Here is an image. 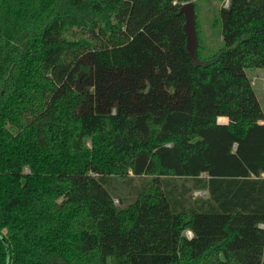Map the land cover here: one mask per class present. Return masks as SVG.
<instances>
[{"label":"trees","instance_id":"obj_1","mask_svg":"<svg viewBox=\"0 0 264 264\" xmlns=\"http://www.w3.org/2000/svg\"><path fill=\"white\" fill-rule=\"evenodd\" d=\"M191 1L0 0V264H264V0Z\"/></svg>","mask_w":264,"mask_h":264},{"label":"rangeland","instance_id":"obj_2","mask_svg":"<svg viewBox=\"0 0 264 264\" xmlns=\"http://www.w3.org/2000/svg\"><path fill=\"white\" fill-rule=\"evenodd\" d=\"M197 4L196 30H198L199 36L202 40V54L207 55L224 46V41L221 35L223 27L221 10L222 8L228 7V2L227 0H201L198 1ZM246 75L251 79L258 102L262 108V111L264 112V67L246 69ZM81 86L82 81L80 82V87ZM126 180L124 178H118L115 185L123 189L130 184ZM139 185L140 181L138 179H134V182L129 186L132 188L124 190L128 196L127 202H130L135 198L136 195L133 187L136 188ZM106 187L109 190L112 188L109 185H106ZM192 196L194 198L205 197L207 196V193L205 191L197 190L192 193ZM115 204L117 206H121V203L117 199L115 200ZM185 235L190 237V233L188 231L185 232Z\"/></svg>","mask_w":264,"mask_h":264},{"label":"water","instance_id":"obj_3","mask_svg":"<svg viewBox=\"0 0 264 264\" xmlns=\"http://www.w3.org/2000/svg\"><path fill=\"white\" fill-rule=\"evenodd\" d=\"M180 13L185 17L184 32L186 35V48L193 60L197 61V50H198V35L196 30V11L195 3L193 1L183 4L180 8ZM202 65V62L199 61ZM82 74L78 76L76 83V90L81 92L80 82Z\"/></svg>","mask_w":264,"mask_h":264},{"label":"built area","instance_id":"obj_4","mask_svg":"<svg viewBox=\"0 0 264 264\" xmlns=\"http://www.w3.org/2000/svg\"><path fill=\"white\" fill-rule=\"evenodd\" d=\"M227 2H229V0H227ZM188 232L190 233V237L188 236V238H192L193 237V233H191V231H188Z\"/></svg>","mask_w":264,"mask_h":264},{"label":"bare ground","instance_id":"obj_5","mask_svg":"<svg viewBox=\"0 0 264 264\" xmlns=\"http://www.w3.org/2000/svg\"><path fill=\"white\" fill-rule=\"evenodd\" d=\"M192 233V232H191Z\"/></svg>","mask_w":264,"mask_h":264}]
</instances>
